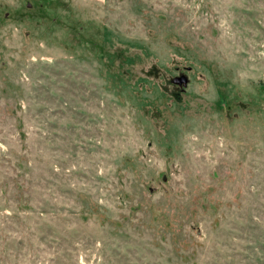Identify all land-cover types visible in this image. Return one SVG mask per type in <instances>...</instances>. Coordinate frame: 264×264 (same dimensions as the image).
<instances>
[{
    "label": "rangeland",
    "instance_id": "obj_1",
    "mask_svg": "<svg viewBox=\"0 0 264 264\" xmlns=\"http://www.w3.org/2000/svg\"><path fill=\"white\" fill-rule=\"evenodd\" d=\"M263 243L264 0H0V264Z\"/></svg>",
    "mask_w": 264,
    "mask_h": 264
},
{
    "label": "trees",
    "instance_id": "obj_2",
    "mask_svg": "<svg viewBox=\"0 0 264 264\" xmlns=\"http://www.w3.org/2000/svg\"><path fill=\"white\" fill-rule=\"evenodd\" d=\"M254 249H260V250L264 251V243H263V245L257 244ZM232 253L237 254L238 251L233 248ZM242 258L245 260V262L242 261L243 264H264V259H262L261 256H259L257 254L256 250H253L252 255H246V256H243ZM230 264H232V263H230Z\"/></svg>",
    "mask_w": 264,
    "mask_h": 264
},
{
    "label": "water",
    "instance_id": "obj_3",
    "mask_svg": "<svg viewBox=\"0 0 264 264\" xmlns=\"http://www.w3.org/2000/svg\"><path fill=\"white\" fill-rule=\"evenodd\" d=\"M185 81H186V76L183 74L174 77L175 83H184Z\"/></svg>",
    "mask_w": 264,
    "mask_h": 264
}]
</instances>
